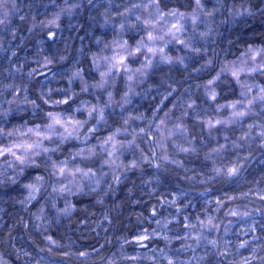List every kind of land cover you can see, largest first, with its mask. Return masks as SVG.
Returning a JSON list of instances; mask_svg holds the SVG:
<instances>
[{"label": "clouds", "instance_id": "clouds-1", "mask_svg": "<svg viewBox=\"0 0 264 264\" xmlns=\"http://www.w3.org/2000/svg\"><path fill=\"white\" fill-rule=\"evenodd\" d=\"M0 264H264V0H0Z\"/></svg>", "mask_w": 264, "mask_h": 264}]
</instances>
